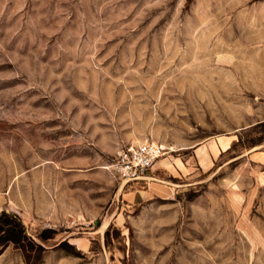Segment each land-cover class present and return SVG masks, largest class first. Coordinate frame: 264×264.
Masks as SVG:
<instances>
[{"label": "rangeland", "instance_id": "obj_1", "mask_svg": "<svg viewBox=\"0 0 264 264\" xmlns=\"http://www.w3.org/2000/svg\"><path fill=\"white\" fill-rule=\"evenodd\" d=\"M263 122L264 0H0V213L41 247L0 264H264ZM224 131L207 172L176 146Z\"/></svg>", "mask_w": 264, "mask_h": 264}, {"label": "crops", "instance_id": "obj_2", "mask_svg": "<svg viewBox=\"0 0 264 264\" xmlns=\"http://www.w3.org/2000/svg\"><path fill=\"white\" fill-rule=\"evenodd\" d=\"M235 54L228 53L227 55H221L219 56V61H223L225 64H227L229 67L225 69V76H227V81L230 83L231 77H234L236 75L235 68H231L230 66L232 63L235 62ZM240 74V73H239ZM242 75H252L251 72L244 71V73H241ZM151 134L147 133L146 135L140 136L142 140L151 138ZM235 136L230 131H224V134H213L210 136H207L200 140H194L195 138H184L180 140L178 143H176V146L178 148L183 149L184 151H190L193 162L195 166H197V169L201 170L202 172H207L211 170L214 166V163L227 151L230 150L232 143L235 140ZM256 153L250 154V159L253 162L254 157L256 156ZM182 168L187 171V163L183 164L181 161H179ZM261 165V164H260ZM157 166V165H156ZM155 166V167H156ZM175 166L178 168L180 172L181 169L178 166L177 161L175 162ZM155 167L153 170H155ZM188 172V171H187ZM152 179V178H150ZM155 185V184H153Z\"/></svg>", "mask_w": 264, "mask_h": 264}, {"label": "built area", "instance_id": "obj_3", "mask_svg": "<svg viewBox=\"0 0 264 264\" xmlns=\"http://www.w3.org/2000/svg\"><path fill=\"white\" fill-rule=\"evenodd\" d=\"M170 153L171 149L158 143L126 147L114 156L109 169L126 183H138L148 179L150 171L158 161Z\"/></svg>", "mask_w": 264, "mask_h": 264}, {"label": "trees", "instance_id": "obj_4", "mask_svg": "<svg viewBox=\"0 0 264 264\" xmlns=\"http://www.w3.org/2000/svg\"><path fill=\"white\" fill-rule=\"evenodd\" d=\"M261 124H264V122ZM240 141L241 135L238 134L237 141L232 143L230 150L233 149L236 144L240 143ZM53 235V232L47 231L45 234L39 236V239L44 241L52 238ZM10 244L21 250L27 262L29 261V253H39L41 251L40 245L27 235L21 219L15 214L2 211L0 213V252Z\"/></svg>", "mask_w": 264, "mask_h": 264}, {"label": "bare ground", "instance_id": "obj_5", "mask_svg": "<svg viewBox=\"0 0 264 264\" xmlns=\"http://www.w3.org/2000/svg\"><path fill=\"white\" fill-rule=\"evenodd\" d=\"M264 161V160H263Z\"/></svg>", "mask_w": 264, "mask_h": 264}]
</instances>
